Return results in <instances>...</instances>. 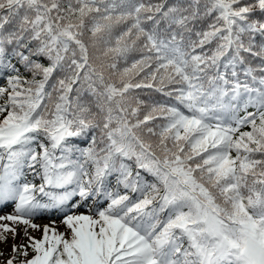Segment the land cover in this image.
<instances>
[{
	"label": "snow or ice",
	"instance_id": "1",
	"mask_svg": "<svg viewBox=\"0 0 264 264\" xmlns=\"http://www.w3.org/2000/svg\"><path fill=\"white\" fill-rule=\"evenodd\" d=\"M9 207L0 264H264V0H0Z\"/></svg>",
	"mask_w": 264,
	"mask_h": 264
},
{
	"label": "rangeland",
	"instance_id": "2",
	"mask_svg": "<svg viewBox=\"0 0 264 264\" xmlns=\"http://www.w3.org/2000/svg\"><path fill=\"white\" fill-rule=\"evenodd\" d=\"M10 211H11V208L9 207V208L4 209L3 212L0 213V214H4V213L10 212ZM36 223H38L40 225H43V224L48 223V220H47V218L39 219V220L36 221ZM60 230H62V228ZM33 235L39 237L40 233L39 232H34Z\"/></svg>",
	"mask_w": 264,
	"mask_h": 264
},
{
	"label": "trees",
	"instance_id": "3",
	"mask_svg": "<svg viewBox=\"0 0 264 264\" xmlns=\"http://www.w3.org/2000/svg\"><path fill=\"white\" fill-rule=\"evenodd\" d=\"M134 58H139V54L136 53V52H133V53H130L129 54V62H128L129 63V66H130V64L132 62V59H134ZM119 67H121V68L124 67V62L123 61H120Z\"/></svg>",
	"mask_w": 264,
	"mask_h": 264
}]
</instances>
